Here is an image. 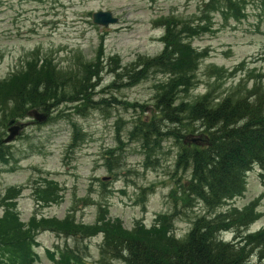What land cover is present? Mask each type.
Here are the masks:
<instances>
[{
    "label": "rangeland",
    "instance_id": "1",
    "mask_svg": "<svg viewBox=\"0 0 264 264\" xmlns=\"http://www.w3.org/2000/svg\"><path fill=\"white\" fill-rule=\"evenodd\" d=\"M205 1L208 0H0V79L20 66L26 56L32 57L29 54L32 49H37L39 62L51 59L64 68L77 65L79 60L92 59L99 52L105 60L117 55L122 64L140 54L154 56L162 43L161 29L153 20L174 14L211 28L191 42L195 48L207 51V57L198 66V83L191 96L203 93L213 83L214 76L208 74L212 65L223 67L228 73L215 94L225 93L238 81L242 82V78L249 87L252 84L249 70L264 72V0H245L244 16L239 19L225 18L217 10L205 13ZM97 10H109L118 18L117 23L107 27L92 23L91 14ZM161 78V74L154 73L133 87L118 91L107 88L101 92L111 80V74L104 72L95 98H110L112 94L151 107L153 85ZM136 114L134 108L111 105L106 110L93 109L85 116L63 114L53 120L35 122L31 116L25 118L27 125L10 143L13 158L8 164L0 162V203L13 198L23 221L35 213L58 219L70 214L84 223H92L98 215H104L121 219L125 228H131L139 219L149 225L157 214L173 211L169 193L184 176V172H175L173 168L178 148L173 140L166 139L156 161L144 164L139 143L127 141V130ZM118 117L122 121L116 125ZM71 121L77 122L84 134L74 148L68 147L72 139ZM119 134L128 145L122 151L121 166L110 171L106 156L114 150ZM261 172L256 166L251 168L245 193L232 202L242 207L259 199L262 216L249 226L251 230L264 223ZM48 182L57 199L49 204L50 200L40 197L42 189H39H44ZM147 186L152 188L141 201L139 188ZM183 210L186 213L179 210L173 221V232L178 237L187 232L193 216L203 212L201 206ZM45 229L37 235L40 259L34 264H52L49 252L77 244V240L67 239L62 231ZM56 231L61 233L57 235ZM103 234L99 230L84 239L90 263L100 261L98 247ZM236 234L227 231L222 237L229 240ZM253 257L252 261L257 254Z\"/></svg>",
    "mask_w": 264,
    "mask_h": 264
},
{
    "label": "trees",
    "instance_id": "2",
    "mask_svg": "<svg viewBox=\"0 0 264 264\" xmlns=\"http://www.w3.org/2000/svg\"><path fill=\"white\" fill-rule=\"evenodd\" d=\"M237 4L236 0L205 3L211 10L235 9ZM157 23L163 33L159 38L162 49L155 56L138 55L124 65L117 56L104 60L99 52L93 59L79 60L77 65L63 68L51 59L39 62L34 55L25 61L22 69L0 81V162L8 164L13 158L10 145L3 143L7 121L25 117L32 109L48 115L51 120L63 114L85 116L92 109L106 110L111 105L134 108L137 114L127 135L140 144L146 163L161 151L164 140L173 139L179 145L174 167L184 172V176L170 192L173 211L158 214L148 229L136 223L129 231L122 228L118 219L104 215H98L91 224L77 222L70 215L62 220L32 216L23 223L11 198L0 205V264H33L38 260L34 252L37 233L47 227L77 240L76 246H67L60 252L58 261L52 257L56 264H90L87 246L80 237L85 239L99 230L104 237L97 264H250L249 255L256 250L264 260V227L235 243L219 237L222 230L241 229L257 218V200L239 210L216 212L226 200L242 193L245 173L253 163L263 167L264 93L252 100V91L245 90L246 95H241L236 87L219 98L209 88L203 95L192 98L190 91L196 84L195 70L200 57L186 44V39L197 31L191 22L174 15L161 17ZM106 71L112 76L106 88L114 90L133 87L154 73H160L164 79L154 84L150 108L146 103L118 99L112 94L110 98L96 99L101 74ZM121 121L117 118L116 125ZM169 123L175 127H167ZM72 127L73 147L83 134L75 122ZM180 129L185 133L178 135ZM195 131L207 133L210 144L206 151L183 143L182 138ZM215 137L226 149L218 151L207 170L203 168L198 172L190 155L205 154L208 159ZM116 140L115 152L126 145L119 135ZM115 152L110 150L106 156L107 166L112 170L120 165L121 156ZM225 161L230 163L229 170L224 175L215 173ZM49 183L44 189L39 188L42 189L40 197L50 200L48 204L57 201ZM145 192L143 189L141 195ZM197 201L209 213L194 215L188 231L176 237L173 233L175 215L179 210L184 213L183 209L191 210ZM59 231L56 232L60 234Z\"/></svg>",
    "mask_w": 264,
    "mask_h": 264
},
{
    "label": "bare ground",
    "instance_id": "3",
    "mask_svg": "<svg viewBox=\"0 0 264 264\" xmlns=\"http://www.w3.org/2000/svg\"><path fill=\"white\" fill-rule=\"evenodd\" d=\"M184 133H185V131L180 129L177 134L181 135ZM214 136H215V132H214ZM212 144H214V146L210 147V152L208 153V159H207V157H205V154H191L190 155L193 158L192 160L194 161V165H195L196 169L198 170V172H201L203 168L205 170H207V168L210 167L208 165L211 164V162L214 158H216V154L218 153V151L226 149V147L224 145H221L222 144L221 142L219 143V140H217L216 137H215V143L212 142ZM226 146H228V145H226ZM229 168H230V163L225 161L222 163L219 170L215 173L224 175L227 172V170H229ZM175 172L180 173L182 171L180 169L176 170V168H175ZM207 173H210V171H207Z\"/></svg>",
    "mask_w": 264,
    "mask_h": 264
},
{
    "label": "water",
    "instance_id": "4",
    "mask_svg": "<svg viewBox=\"0 0 264 264\" xmlns=\"http://www.w3.org/2000/svg\"><path fill=\"white\" fill-rule=\"evenodd\" d=\"M93 20L94 22L106 25L108 22H114L116 19L112 18L109 12H96L93 14ZM12 121L13 120H10L9 123ZM19 127H21V124L19 126L10 127V134L7 136L5 141L13 139L14 135L18 132Z\"/></svg>",
    "mask_w": 264,
    "mask_h": 264
}]
</instances>
